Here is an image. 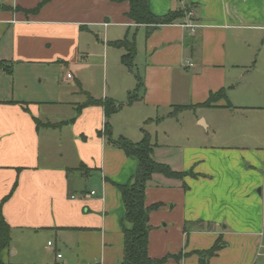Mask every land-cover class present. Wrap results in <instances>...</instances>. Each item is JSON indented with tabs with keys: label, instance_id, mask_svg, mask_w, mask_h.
Returning <instances> with one entry per match:
<instances>
[{
	"label": "crops",
	"instance_id": "0c3cea01",
	"mask_svg": "<svg viewBox=\"0 0 264 264\" xmlns=\"http://www.w3.org/2000/svg\"><path fill=\"white\" fill-rule=\"evenodd\" d=\"M41 1L0 0V202L13 191L2 261L122 264L130 224L118 185L139 160L109 142V120L114 139L141 141L145 128L157 161L194 174L150 180L146 204H161L149 216L152 258L201 264L220 239L206 264H264V0H148L158 16L185 12L151 31L128 17L129 0H46L27 12ZM131 33L134 72L110 45ZM61 70L62 82L43 85ZM136 74L144 92L127 104ZM221 89L231 107L202 106ZM88 95L124 105L109 117L98 105L78 112ZM185 111L196 113L187 142H160L159 127L172 140L168 125Z\"/></svg>",
	"mask_w": 264,
	"mask_h": 264
},
{
	"label": "trees",
	"instance_id": "16d2710c",
	"mask_svg": "<svg viewBox=\"0 0 264 264\" xmlns=\"http://www.w3.org/2000/svg\"><path fill=\"white\" fill-rule=\"evenodd\" d=\"M46 0H42L37 7L27 12H38L44 5ZM130 9L127 13L128 17L138 25H145L149 31L164 24L173 23L176 19L185 15L184 11H171L164 16L154 14L148 5V0H129ZM110 45L125 48L129 52L124 54L122 61L129 66L130 70L134 72L133 58L136 53V36H126L118 41H111ZM137 86L134 91L129 93L127 104H131L140 99L144 92V83L140 75L136 74ZM221 99H226L225 107H231V103L227 99L225 89H221L216 93H211L208 100L202 106H212L214 102ZM89 105H98L104 108L106 116L109 117L117 112L124 104L117 103L110 97L94 98L88 95V100L79 105V111ZM178 110L187 108V106H179ZM174 114L176 111L173 112ZM39 124L40 122L37 121ZM144 137L141 141L133 142L126 137L114 139L112 137V129L109 121L105 125V134L109 142L115 146L123 149L129 156H135L139 160L138 170L133 178L124 185H118L121 192L122 200L125 205L124 222L130 224V227L124 226L123 232L125 237L124 259L122 264H163L167 260V256L159 259L152 258L149 255V233L150 212L158 209L161 204L155 203L150 206L146 204V189L154 174H162L168 178L183 179L192 172L174 170L169 164L157 161L154 158L155 143L145 128ZM16 186V184H15ZM14 186V188H15ZM185 187L186 184L184 185ZM13 192V191H12ZM12 192L0 202V255L1 252L11 245V231L12 227L7 222L3 211V205L10 198ZM224 247V243L220 239L208 250L200 251L201 264H206L205 260L208 257L214 256ZM0 264H5L0 257Z\"/></svg>",
	"mask_w": 264,
	"mask_h": 264
},
{
	"label": "rangeland",
	"instance_id": "374dc122",
	"mask_svg": "<svg viewBox=\"0 0 264 264\" xmlns=\"http://www.w3.org/2000/svg\"><path fill=\"white\" fill-rule=\"evenodd\" d=\"M132 35H133V33H131L130 36L132 37ZM119 51H120L119 53L121 55V61H122L123 55L127 54L129 51L125 48H120ZM111 52H116V50H114V48H112ZM135 58H136V53H135L134 58H133V65H134L135 70L137 71ZM122 64L124 65L125 69L128 72L131 71L129 66H127L123 62H122ZM65 74H66V72L64 70L58 71L56 73V75H55L54 71H52V72H50L51 80L45 79V81L43 82V85L46 87L54 88V81L58 82L60 80L62 82V79L65 77ZM39 80L40 79H38L37 81H39ZM108 80L110 82V80H111L110 77ZM134 90L135 89H133L132 91H134ZM240 113L241 112H237L236 117H238L239 120H243L244 115H242ZM195 118H196V113L194 111H185L183 113L178 114L179 122H177L178 120L176 119L174 122H172L173 125H168L169 131L171 132L170 134L172 137V140H169V141L164 134L165 128H162L163 126H160L158 129L160 142H163V143L177 142L178 144H185L187 142L186 141L187 138L185 136L187 134H190L191 132H194L193 124L195 122ZM231 118H232V115H229V119H231ZM226 120H228V119H225V121ZM146 128H147V130L152 131L154 137L156 136L157 133H156V125L155 124H153V126L148 125V127H146ZM219 132H218V134H219ZM222 132H220V133L225 134V132H226V134H227L226 130H222ZM211 133H210V135L212 136ZM143 137H142V139H143ZM115 139H118V138H115ZM233 140H235V139H233ZM235 142L236 143H230V144H238L237 143L238 141H235ZM226 144H228V143H226ZM181 146H183V145H181ZM262 200H264V197L262 198Z\"/></svg>",
	"mask_w": 264,
	"mask_h": 264
},
{
	"label": "built area",
	"instance_id": "2783aa9c",
	"mask_svg": "<svg viewBox=\"0 0 264 264\" xmlns=\"http://www.w3.org/2000/svg\"><path fill=\"white\" fill-rule=\"evenodd\" d=\"M187 16L189 17V22L183 24L184 27H188L190 28V30L193 32L195 30V28L198 26V24L194 23L192 20V18L194 17V11L193 10H189L187 12ZM68 77H71V74H68ZM92 194H95V191H92ZM51 244V243H49ZM58 258H61L62 257V254H58L57 255ZM87 264H99L98 262H90V263H87Z\"/></svg>",
	"mask_w": 264,
	"mask_h": 264
}]
</instances>
